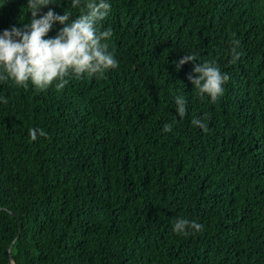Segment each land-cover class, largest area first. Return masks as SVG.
Here are the masks:
<instances>
[{
  "label": "trees",
  "instance_id": "1",
  "mask_svg": "<svg viewBox=\"0 0 264 264\" xmlns=\"http://www.w3.org/2000/svg\"><path fill=\"white\" fill-rule=\"evenodd\" d=\"M111 3L115 69L62 89L0 82V264H264V0ZM26 4L0 0V31L29 22ZM188 53L228 74L216 101L193 62L177 70ZM178 216L202 227L178 235Z\"/></svg>",
  "mask_w": 264,
  "mask_h": 264
},
{
  "label": "clouds",
  "instance_id": "2",
  "mask_svg": "<svg viewBox=\"0 0 264 264\" xmlns=\"http://www.w3.org/2000/svg\"><path fill=\"white\" fill-rule=\"evenodd\" d=\"M54 0H27L26 9L29 22L22 27L12 26L0 31V82L11 81L13 84L27 88L29 83L37 89L49 86L62 89L70 75L102 76L117 67L118 61L109 51L107 38L111 30H100V22L109 15L111 0H68V7L63 13H57L48 5ZM47 8V11L44 9ZM80 9L79 15L73 17V10ZM61 25L54 36L48 33L55 24ZM231 43V59L235 63L241 53L238 51L240 41L235 38ZM186 62H193L188 80L200 97L207 96L216 101L224 91V84L229 79L215 61L197 62L193 54L188 53L176 62L177 70ZM0 102H7L0 97ZM176 114L183 119L187 111V101L182 94L173 96ZM191 124L206 129V124L199 118H193ZM164 132L172 131V125L165 123ZM30 140L46 137L42 128L28 129ZM202 226L195 221L177 217L172 222V230L178 235H188L200 230Z\"/></svg>",
  "mask_w": 264,
  "mask_h": 264
},
{
  "label": "water",
  "instance_id": "3",
  "mask_svg": "<svg viewBox=\"0 0 264 264\" xmlns=\"http://www.w3.org/2000/svg\"><path fill=\"white\" fill-rule=\"evenodd\" d=\"M11 248H12V246H11ZM11 248H10V249H11ZM13 264H16V263H13Z\"/></svg>",
  "mask_w": 264,
  "mask_h": 264
}]
</instances>
